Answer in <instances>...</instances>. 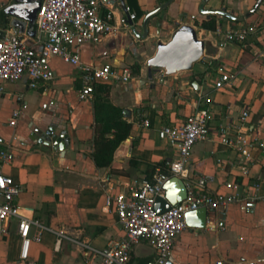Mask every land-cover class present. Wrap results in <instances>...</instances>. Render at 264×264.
Listing matches in <instances>:
<instances>
[{
    "label": "crops",
    "instance_id": "obj_1",
    "mask_svg": "<svg viewBox=\"0 0 264 264\" xmlns=\"http://www.w3.org/2000/svg\"><path fill=\"white\" fill-rule=\"evenodd\" d=\"M10 1L0 0V36L12 27V17L3 13ZM167 1L100 0L102 13L114 10L120 30L81 48V58L87 63L127 65L134 74L128 83L109 85V101L132 124L130 136L118 146L109 166L99 167L93 159L94 98L80 101L81 78L74 65L54 57V81L35 89L24 76L0 93V148H10L16 155L4 172L23 187L17 198L21 214L39 222L31 226L25 259L21 258L19 220L11 219L10 232L0 233V264H102L99 251L125 235L115 204L107 203L108 195L134 180L151 179L156 165L177 157L176 147L160 136V130L181 125L200 96L211 101L215 132L194 146L189 172L209 176L214 191L238 194L242 203L207 211L204 228L189 226L183 231L175 240L170 264H217L220 260L224 264H264V147L260 146L264 139V56L254 52L257 36L242 44L217 31L263 23L264 0L251 14L259 0H209L204 6V10L243 16L241 21L206 13L201 9L203 0H173L152 17L150 34L138 37L132 27L142 33L146 15ZM126 7L137 16L133 23L129 20L130 27L122 22ZM214 22L215 28H210ZM183 25H192L206 42L204 56L191 69L167 74L156 68L150 78L148 60L156 54L157 43L169 42ZM35 35L24 32L29 38ZM221 67L238 71L240 78L225 89L207 87L208 71ZM19 95L21 100H17ZM19 107L17 123L10 125ZM245 107L250 108V116L238 132L235 126ZM52 122L57 132L68 134L64 153L31 138L36 128L46 129ZM221 128L234 139L241 135L248 154L223 143L216 132ZM154 255V248L141 240L129 264H145Z\"/></svg>",
    "mask_w": 264,
    "mask_h": 264
},
{
    "label": "built area",
    "instance_id": "obj_2",
    "mask_svg": "<svg viewBox=\"0 0 264 264\" xmlns=\"http://www.w3.org/2000/svg\"><path fill=\"white\" fill-rule=\"evenodd\" d=\"M126 12L127 17L122 22L130 27L129 20L137 16L128 7ZM36 24L37 33L31 38L24 36L14 26L0 36V93L4 92L8 83L16 82L24 76L28 77L29 86L35 89L54 81L56 71L51 65L54 57L77 68L81 78L80 101L93 100L98 82L128 83L134 78L133 70L127 65H96L81 58V48L85 44H97L120 30L114 10L108 8L102 13L100 0H41ZM217 31L223 33L227 40L242 44L257 36L262 47L259 43L253 44L254 52L256 56H264V22L243 24L225 31L218 28ZM208 75L206 86L215 89L232 87L240 78L238 71L227 67L208 71ZM21 99V95L17 96V100ZM210 102L209 98L200 96L194 111L181 125L164 126L160 130V136L176 147V158H168L163 164L156 165L151 179L144 177L141 181L134 180L125 184L123 190L108 195L107 203L115 204L125 235L120 239H112L99 251L102 264H129L132 250L141 240L146 241L155 251V255L145 264H170L176 238L189 228L186 220L189 211L206 208L209 212H215L233 203H242L238 194L214 191L210 187L209 176L189 172L194 146L209 140L215 132ZM20 113V107L13 111L10 125H16ZM249 116L250 108L245 107L240 123L235 126L238 132H241ZM217 130L223 143L248 154L245 144L241 143V135H236L234 139L226 129ZM260 146L264 147V139ZM15 156L10 148H0V233L7 235L11 219L17 218L19 234L23 240L21 258L26 259L31 226L39 222L21 214L17 198L23 187L4 172V166L12 163ZM172 176L183 179L187 197L169 210L158 212L155 208L157 199L166 197L164 185ZM217 264L224 262L220 260Z\"/></svg>",
    "mask_w": 264,
    "mask_h": 264
},
{
    "label": "water",
    "instance_id": "obj_3",
    "mask_svg": "<svg viewBox=\"0 0 264 264\" xmlns=\"http://www.w3.org/2000/svg\"><path fill=\"white\" fill-rule=\"evenodd\" d=\"M172 1L168 0L164 5L148 13L144 18L143 32L140 33L136 26H133L134 33L138 37H147L150 34V21L152 17L168 7ZM208 1L203 0L201 4V9L206 13H218L239 21L244 19L243 16L238 17L223 10H204V6ZM262 2L263 0H259L249 14L254 13ZM40 7L41 0H11L3 10V13L5 17H12L11 25L18 28L21 33L28 31L35 35L37 33L36 19ZM131 23H133L132 20ZM157 47L156 54L148 60L150 78H153L156 68L164 69L167 74L191 69L195 63L202 59L206 52V42L198 37L197 31L192 25L179 27L169 42H159L157 43ZM124 113L129 115L130 110L124 109ZM31 138L37 139L41 143L53 145L55 149L62 153H64L69 145L68 134L57 132L56 122L50 123L46 129L36 128ZM164 187L166 197H159L155 205L158 212L169 210L173 205L178 204L187 197V187L183 179L178 176H172L168 179ZM207 215L206 208L189 211L186 214L187 224L190 227L204 228L207 223Z\"/></svg>",
    "mask_w": 264,
    "mask_h": 264
},
{
    "label": "trees",
    "instance_id": "obj_4",
    "mask_svg": "<svg viewBox=\"0 0 264 264\" xmlns=\"http://www.w3.org/2000/svg\"><path fill=\"white\" fill-rule=\"evenodd\" d=\"M215 26L214 22L209 27L214 29ZM109 85L103 82L96 83L94 93L96 120L92 155L99 167H106L112 163L116 149L130 136L132 129V124L124 119L122 109L109 101L107 97Z\"/></svg>",
    "mask_w": 264,
    "mask_h": 264
}]
</instances>
